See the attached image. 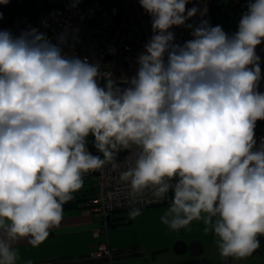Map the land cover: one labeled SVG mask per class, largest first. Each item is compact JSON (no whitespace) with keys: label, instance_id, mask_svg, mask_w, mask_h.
<instances>
[{"label":"clouds","instance_id":"9594fccd","mask_svg":"<svg viewBox=\"0 0 264 264\" xmlns=\"http://www.w3.org/2000/svg\"><path fill=\"white\" fill-rule=\"evenodd\" d=\"M189 2L139 0L153 35L126 87L112 78L101 86L100 64L67 54L66 34L52 43L36 28L0 31V264H18L22 239L39 246L84 175L116 169L129 149L135 163L120 178L131 194L150 190L159 201L172 193L163 223L175 230L203 221L225 258L260 248L264 138L257 144L255 128L264 120V76L255 50L264 0H250L231 36L206 19L186 24L204 15L186 10ZM174 26L192 29V39L176 43Z\"/></svg>","mask_w":264,"mask_h":264},{"label":"built area","instance_id":"2783aa9c","mask_svg":"<svg viewBox=\"0 0 264 264\" xmlns=\"http://www.w3.org/2000/svg\"><path fill=\"white\" fill-rule=\"evenodd\" d=\"M32 1V0H30ZM50 9L45 10L36 23L25 26L23 32L36 28L46 33L52 43L63 33L68 44L63 50L69 55L81 59L87 57L89 62L100 64L99 84L103 86L107 79L112 78L119 86L126 87L125 79L136 75L137 58L144 51V45L152 33L151 17L141 7L139 0H49ZM216 0H190L186 10L198 7L204 12L186 21V24L198 26L201 20L210 19L212 4ZM221 2V0H219ZM250 0H233L234 4H242L243 8L236 14L239 22L247 12ZM8 4V3H7ZM2 4V5H7ZM211 26H215L212 24ZM175 42L183 44L192 39V29L186 26H174ZM22 32V33H23ZM260 56V67L264 76V42L256 47ZM259 91L264 92V79L260 81ZM257 144L264 138V120H258L255 128ZM91 142V138H90ZM93 154H99L92 149ZM102 155V154H101ZM118 167L111 164L102 169L91 171L87 177L92 178L94 195L85 202L83 209L88 214L101 218V228L96 235H108L113 224V216L117 212H130L133 208L145 209L170 205L172 193L164 200H156L150 190L133 196L127 182L120 178L122 172L134 166V149L120 151L115 160ZM89 259L97 264H115V254L109 239L99 243L89 254Z\"/></svg>","mask_w":264,"mask_h":264},{"label":"crops","instance_id":"0c3cea01","mask_svg":"<svg viewBox=\"0 0 264 264\" xmlns=\"http://www.w3.org/2000/svg\"><path fill=\"white\" fill-rule=\"evenodd\" d=\"M14 2L15 0H8V5L11 6ZM0 13H2L0 31L7 30L13 36L18 37L23 32L25 25L24 28L22 25L5 28L3 17L6 16L4 15L6 7L2 4H0ZM90 184L87 182V186ZM129 213H115L108 235L97 236L96 231L101 228L100 217L88 214L82 207L63 211L60 225L52 228L49 236L39 246L33 247L28 243L27 238L20 240L15 245L20 256L18 264H24L28 260H31L33 264H97L89 259V254L93 248L107 239H109L115 254V264H179L176 255L189 253L190 250L185 254H179L175 251V246L174 248L172 246L162 247L156 243H147L142 230L136 226L133 237L129 236L125 230L127 227H131L129 223L134 222L135 218L139 216L128 219L126 217L129 216ZM188 243L191 245V242ZM204 250L203 248V252ZM192 255L200 256L194 253ZM216 258L215 264H223V257L220 253L216 254Z\"/></svg>","mask_w":264,"mask_h":264},{"label":"rangeland","instance_id":"374dc122","mask_svg":"<svg viewBox=\"0 0 264 264\" xmlns=\"http://www.w3.org/2000/svg\"><path fill=\"white\" fill-rule=\"evenodd\" d=\"M33 1L34 0H15L14 4H11V6L8 4L4 6L6 7V13H4L6 16L3 15L4 27L9 28L10 26L16 27L19 25H22L23 27L31 15L30 12L32 10ZM223 2L228 3L229 0H221V4H223ZM43 12V10L38 9L35 12L36 15L33 18V21L28 24H33L40 20ZM213 17L215 26H222L223 30L229 36L233 35L238 30L239 22L237 21V18L228 13L227 10L218 9L215 11ZM89 173L84 176H88ZM86 181L88 184L92 183V178L87 177ZM169 206L170 205H162L140 209L141 214L135 218L134 222L129 223L131 227H127L125 233H129V236L133 237L132 235L136 226V228L138 227V229L142 230L147 243H156L162 247L172 246L174 248L177 241L191 243L200 242L204 245L205 249L200 256H193L190 251L185 255H176L178 263L215 264V261L217 260L216 254L220 253L216 244L218 237L211 230L205 232L203 221L198 220L192 221L187 227L175 230L170 228L161 220V217L167 212ZM259 240L261 246L251 256L245 258L228 257L232 258L231 264H264V238ZM228 258L223 257V264Z\"/></svg>","mask_w":264,"mask_h":264},{"label":"trees","instance_id":"16d2710c","mask_svg":"<svg viewBox=\"0 0 264 264\" xmlns=\"http://www.w3.org/2000/svg\"><path fill=\"white\" fill-rule=\"evenodd\" d=\"M248 2L246 6V9L248 8ZM212 10L209 14V23L210 25L214 24V13L216 10L218 9H222V10H227L228 13H230L232 16L236 17V14L243 8L242 4H234L233 0H229L228 3H224L221 4V2H219V0H216L213 4H212ZM51 7V3L49 0H44V1H40V0H34L33 4H32V10L30 12V17L28 18L27 22L25 23V26L28 25V23L33 21V18L35 17V12L38 9H41L43 11L50 9ZM215 25V24H214ZM91 143V142H90ZM92 145V144H91ZM92 149L95 151L96 149L94 147H92ZM94 191L93 187H92V183L87 186V181L86 179H83V186L80 190H78L77 192H75L74 195V199L67 202L66 204L63 205V211L66 210H71V209H78L79 207L84 206L85 202L88 201L93 195H94ZM129 219V216L126 217ZM263 236H259L258 239H262Z\"/></svg>","mask_w":264,"mask_h":264},{"label":"water","instance_id":"95a60500","mask_svg":"<svg viewBox=\"0 0 264 264\" xmlns=\"http://www.w3.org/2000/svg\"><path fill=\"white\" fill-rule=\"evenodd\" d=\"M174 246H175V251L179 254H185L188 252V250H190L195 255H200V253L203 252V248H204V245H202L200 242L199 243L195 242L189 245L188 242L177 241ZM198 248H200V250H198ZM231 263H232V258H228L224 262V264H231Z\"/></svg>","mask_w":264,"mask_h":264},{"label":"flooded vegetation","instance_id":"af4514ba","mask_svg":"<svg viewBox=\"0 0 264 264\" xmlns=\"http://www.w3.org/2000/svg\"><path fill=\"white\" fill-rule=\"evenodd\" d=\"M194 243V242H193ZM193 243H191V244H193ZM190 245V244H189Z\"/></svg>","mask_w":264,"mask_h":264}]
</instances>
